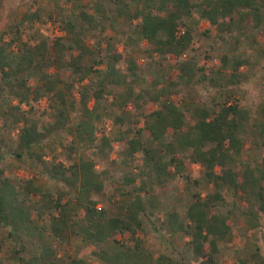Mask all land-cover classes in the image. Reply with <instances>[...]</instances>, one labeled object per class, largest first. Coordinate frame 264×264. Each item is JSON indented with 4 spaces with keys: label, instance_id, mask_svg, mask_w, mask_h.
Masks as SVG:
<instances>
[{
    "label": "trees",
    "instance_id": "trees-1",
    "mask_svg": "<svg viewBox=\"0 0 264 264\" xmlns=\"http://www.w3.org/2000/svg\"><path fill=\"white\" fill-rule=\"evenodd\" d=\"M117 1L125 5L117 13L131 20L138 18L136 27L139 33L158 53L170 51L179 55L189 46L191 32L185 29L183 35L176 37L174 31L181 18L191 14L195 6L193 0H157L164 9L163 14L153 11L156 0H131L133 6L130 8L127 3H122L123 0ZM199 7L201 16L219 28L229 25L226 18L231 20L236 15L246 25L258 28L264 20V0H201ZM96 8L104 12L102 18L110 19L101 4ZM81 16L85 17L86 13L82 12ZM66 26V32L74 36L66 44L62 42L63 36L55 37L51 50L43 38L33 44L20 39L11 55L5 46L0 45V88L4 95L17 99L16 104L8 106V112L15 123L22 122L17 148L11 153L28 159L29 164L54 187L52 191L48 190L32 176L25 179L19 188L0 168V230L7 229L5 237L14 242L13 254L22 264H92L81 255L68 254L65 258H58L59 245L65 246L69 252L74 238H79L87 246H96L90 254L103 264H186L183 259L174 258L165 251L154 255L140 243L136 234L141 225L139 215L144 209L140 194L127 201L122 215H108L105 208L97 206L94 194L104 188L105 171H98L95 161L85 155L84 150L75 154L79 146L90 144L95 139L99 114L95 107L87 105L88 100L91 96L99 97L107 83L123 79L117 64L125 55L116 47L111 48L112 43L108 41L104 54L88 63L86 57L99 56V52L89 49L72 23L68 22ZM90 26L93 31L97 29L96 25ZM221 61L225 63V56ZM241 63L239 59L233 61L234 71ZM98 64L103 65L95 67ZM51 66L53 71H49ZM128 67L135 76L137 66L134 59L128 58ZM65 69L77 81L87 79L88 84L76 89L79 93L77 99L72 96L73 80L64 79L61 75ZM34 73L37 77L33 85L30 79ZM93 75L99 77L96 87L92 86L90 92L87 86L92 84ZM129 92L127 89L126 94ZM43 99H46L48 108L54 110V118L51 123L39 127L25 116L21 104ZM122 120L121 116H115L116 123ZM145 122V130L159 148L144 144L137 136L131 137L125 140L130 155L142 151L146 162L155 167L157 176L168 174L169 165L176 169L182 167L185 158L199 163L204 168L206 179L216 187L224 184L240 189L250 207L249 225L260 224L264 218V158L253 164H244L240 181L233 167L236 155L244 146L240 130L246 123L257 128L260 144L264 146V102L258 105L253 115L248 108L235 102L222 103L215 110L196 107L194 121L190 124L185 121L180 107L164 101L160 108L147 115ZM62 129L71 136L69 144L62 145L70 159L67 162L44 159L45 148L49 145L46 140L53 132ZM101 140L99 149L111 146L105 134L101 135ZM0 156L4 157V153ZM33 195L37 197L30 205L28 201ZM195 196L187 206L185 220H180L178 214L171 211L167 221L171 230L188 236L187 242L198 256L194 264H215L217 240L224 238L230 230L226 216L210 210L213 201L222 196L219 190L206 197ZM117 232H130L133 245L115 239ZM108 239L114 242L112 248L100 245ZM205 244L210 249L207 250ZM33 246L36 250L30 252ZM22 251L30 253L25 256ZM235 264H264V253L256 249L239 258Z\"/></svg>",
    "mask_w": 264,
    "mask_h": 264
},
{
    "label": "rangeland",
    "instance_id": "rangeland-1",
    "mask_svg": "<svg viewBox=\"0 0 264 264\" xmlns=\"http://www.w3.org/2000/svg\"><path fill=\"white\" fill-rule=\"evenodd\" d=\"M200 1L193 0L195 6L191 14L181 18L179 26L184 28V32L188 29L192 38L187 49L179 55L155 51L139 33L136 27L138 18L131 20L117 13L125 7L117 0H0V45L5 46L11 55L20 39L33 44L43 38L51 50L55 37L63 36L62 42L66 44L74 36L65 30L70 22L89 49L99 52V56L86 57V62L92 63L93 59L100 58L108 41L112 43L111 48L122 51L125 57L117 65L123 79L107 83L99 97L91 96L88 100L87 105L95 107L99 114L95 139L90 144L79 146L75 154L84 150V154L95 161L96 169L105 171L104 188L94 194L97 206L105 208L108 215H122L127 201L140 194L144 206L139 215L141 225L136 232L140 243L154 255L165 251L174 258L183 259L186 264H194L198 256L188 244V236L170 229L168 213L175 211L183 221L187 206L196 194L206 197L219 190L222 198L213 201L210 210L225 215L230 230L217 241L215 264H235L239 258L256 249L264 253V218L257 226L249 225L250 207L241 190L224 184L216 187L206 179L203 166L187 158L182 167L176 169L169 165L168 174L157 176L155 167L146 162L142 151L130 155L125 142L127 138L137 136L144 144L159 148L151 141L144 125L147 115L160 108L166 100L177 102L184 112L185 121L190 124L194 121L196 107L215 110L222 103L235 102L248 108L253 115L258 105L264 102V20L258 28L246 25L236 15L231 20L226 18L229 25L219 28L201 16ZM122 3H127L129 8L133 6L131 0H123ZM98 4L103 6L110 19L101 17L104 12L96 8ZM167 6L170 7L169 4ZM153 11L164 13L157 0ZM82 12L86 13L85 17L81 16ZM90 25H96L97 29L93 31ZM223 56L226 58L224 64L221 61ZM128 58L136 63L135 76L128 67ZM236 59L242 63L234 71L232 63ZM53 70L51 66L49 71ZM36 74L30 79L33 85ZM61 75L64 79L73 80L72 96L77 99L79 93L76 89L88 84L87 79L77 81L66 69L61 71ZM98 77L92 76L94 83L87 86L90 92L92 86L96 87ZM127 89L130 90L129 95L126 94ZM16 103V98L4 95L0 88V154L4 153V157L0 156V168L19 188L25 179L35 176L38 183L52 191L53 183L39 174L28 159L11 153L17 148V135L22 125L21 121L15 123L8 112V106ZM21 108L25 116L39 127L53 121L54 110L48 108L46 99L40 102L30 100L29 104H21ZM116 115L123 120L116 123ZM255 118L256 115L253 120ZM102 134L109 138L111 145L104 150L99 149ZM240 135L244 146L236 155L233 167L239 181L244 164H253L264 158V146L260 144L256 127L246 123ZM70 139V134L64 129L53 132L46 140L49 145L45 148L44 159L67 162L71 156L62 145H68ZM36 197L33 195L28 203L32 205ZM32 212L37 219L36 212ZM6 233V228L0 230V264H22L13 254L15 244L5 237ZM114 238L129 246L134 243L130 232H117ZM100 245L112 248L114 242L108 239ZM205 247L210 249L208 244ZM96 248L74 238L69 252L65 246L59 245L57 256L60 259L68 254L81 255L92 264H103L90 254V250ZM35 250L33 246L30 252ZM30 252L22 251L21 254L28 256Z\"/></svg>",
    "mask_w": 264,
    "mask_h": 264
},
{
    "label": "built area",
    "instance_id": "built-area-1",
    "mask_svg": "<svg viewBox=\"0 0 264 264\" xmlns=\"http://www.w3.org/2000/svg\"><path fill=\"white\" fill-rule=\"evenodd\" d=\"M174 33H175L176 37H179V36H181L182 34H184V28L178 25V26L176 27Z\"/></svg>",
    "mask_w": 264,
    "mask_h": 264
},
{
    "label": "crops",
    "instance_id": "crops-1",
    "mask_svg": "<svg viewBox=\"0 0 264 264\" xmlns=\"http://www.w3.org/2000/svg\"><path fill=\"white\" fill-rule=\"evenodd\" d=\"M166 101H170V102H173L177 107H179L178 103L177 102H174V101H171V100H166ZM219 240V239H218ZM217 240V241H218Z\"/></svg>",
    "mask_w": 264,
    "mask_h": 264
}]
</instances>
